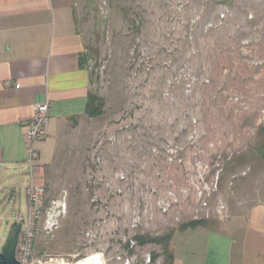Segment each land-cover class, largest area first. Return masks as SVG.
<instances>
[{"label": "rangeland", "instance_id": "obj_1", "mask_svg": "<svg viewBox=\"0 0 264 264\" xmlns=\"http://www.w3.org/2000/svg\"><path fill=\"white\" fill-rule=\"evenodd\" d=\"M74 17L102 111L68 123L40 183L27 166L0 179V248L31 182L32 257L49 264H166L181 225L248 216L264 195V0H76Z\"/></svg>", "mask_w": 264, "mask_h": 264}, {"label": "crops", "instance_id": "obj_2", "mask_svg": "<svg viewBox=\"0 0 264 264\" xmlns=\"http://www.w3.org/2000/svg\"><path fill=\"white\" fill-rule=\"evenodd\" d=\"M75 5L76 0H0V179L4 177V185H11L23 166L28 167L30 181L25 125L36 103H49L45 136L34 143L33 176L38 183L68 123L85 114L90 83L86 67L80 64L84 41L76 28ZM260 194L246 217L176 232L170 244L171 264H264L262 190Z\"/></svg>", "mask_w": 264, "mask_h": 264}, {"label": "built area", "instance_id": "obj_3", "mask_svg": "<svg viewBox=\"0 0 264 264\" xmlns=\"http://www.w3.org/2000/svg\"><path fill=\"white\" fill-rule=\"evenodd\" d=\"M32 117L26 122V138L28 141L26 152L27 162L30 167V177L33 175L36 150L34 143L45 136L46 126L49 122V103L47 100L34 105ZM31 181V180H30ZM43 188L33 182L26 189L27 212L24 216L18 215L15 219L21 222V230L16 247V259L19 264H49L32 257V243L37 232L40 219L41 196ZM52 264V263H50Z\"/></svg>", "mask_w": 264, "mask_h": 264}, {"label": "water", "instance_id": "obj_4", "mask_svg": "<svg viewBox=\"0 0 264 264\" xmlns=\"http://www.w3.org/2000/svg\"><path fill=\"white\" fill-rule=\"evenodd\" d=\"M9 225L7 237L0 248V264H19L16 259V247L19 233L21 230V222L13 219L6 222Z\"/></svg>", "mask_w": 264, "mask_h": 264}, {"label": "trees", "instance_id": "obj_5", "mask_svg": "<svg viewBox=\"0 0 264 264\" xmlns=\"http://www.w3.org/2000/svg\"><path fill=\"white\" fill-rule=\"evenodd\" d=\"M80 64L85 66V58L82 55L80 56ZM102 107H103V102H102L101 98L98 97L96 94L92 93L91 91H89L87 94V98H86V105H85L84 113L90 117L98 116L102 111ZM198 224H205V222L203 220H192V221H189V222L181 225V229L193 227V226L198 225ZM146 239L150 240V241L154 240L152 238H146ZM139 240L143 241V242L145 241L144 238H143V240L141 238ZM171 262H172V256H171V254H167L166 264H171Z\"/></svg>", "mask_w": 264, "mask_h": 264}, {"label": "bare ground", "instance_id": "obj_6", "mask_svg": "<svg viewBox=\"0 0 264 264\" xmlns=\"http://www.w3.org/2000/svg\"><path fill=\"white\" fill-rule=\"evenodd\" d=\"M57 264H68L65 262L57 263ZM74 264H104L99 254H93L89 257H86L77 263Z\"/></svg>", "mask_w": 264, "mask_h": 264}]
</instances>
